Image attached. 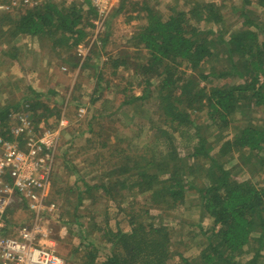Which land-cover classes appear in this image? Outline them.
<instances>
[{
  "label": "trees",
  "instance_id": "obj_1",
  "mask_svg": "<svg viewBox=\"0 0 264 264\" xmlns=\"http://www.w3.org/2000/svg\"><path fill=\"white\" fill-rule=\"evenodd\" d=\"M83 1L89 11L77 1L65 6L59 5L58 0H50L36 8L0 12V32L11 39L35 38L42 47L49 42L54 51L68 54L84 42L88 27H93L85 18H89L86 14L96 12L89 0ZM125 1L118 2L114 15L122 11ZM253 3L264 12V0H245V6ZM143 11L146 23L134 39L146 60L132 62L134 54L130 57L127 51L108 56L103 67L93 71L97 80L91 102L103 99L106 93L112 95L120 84L112 77L130 65L144 94L126 95L128 98L123 99L120 107L140 98L148 100L155 94L157 119L151 116L145 126L152 135L154 132L158 135L139 148L127 142L119 148L104 143L101 155L106 165H100V184L92 188L112 195L113 199L117 190H128L133 198L131 204L141 198L142 208L137 212L147 217L137 220L138 216L132 215L128 232L119 228L105 230L103 237L112 250L99 261L94 244L90 243L81 264H170L173 257L170 227L155 221L152 211L162 209L176 215L191 193L198 195L196 206L200 205L203 215L213 220V228L204 231L200 227L206 245L198 259L177 252L180 261L175 264H264V185L258 186L249 177H239L234 172L238 163L231 156L233 151L239 152L244 165L253 160L264 174V124H250L230 140H218L220 146L216 147L214 137L203 134L196 121L204 113L212 127L219 125L221 129L229 126L236 113L264 106V21L244 8L240 29L229 31L220 7L210 2L196 3L188 11L173 10L167 17L150 8ZM71 57L61 58L62 62L70 66ZM104 72L110 73L109 81L106 88L99 89ZM229 78L238 81L209 86L212 80ZM116 91L122 96L130 92L124 86ZM41 95L36 93L33 100L27 98L24 103L34 118L42 106L38 100ZM17 110L15 106L0 110V128L4 133L9 132L10 117ZM43 110L53 112L46 106ZM228 155L230 160L225 158ZM188 161L199 164L200 176L193 175L194 165L190 166ZM90 165L93 167L95 163L92 161ZM92 188L86 186V190ZM62 218L70 224L64 215Z\"/></svg>",
  "mask_w": 264,
  "mask_h": 264
},
{
  "label": "rangeland",
  "instance_id": "obj_2",
  "mask_svg": "<svg viewBox=\"0 0 264 264\" xmlns=\"http://www.w3.org/2000/svg\"><path fill=\"white\" fill-rule=\"evenodd\" d=\"M58 1L59 5L65 6L75 2ZM0 2L2 3V0ZM201 2L216 3L220 7L229 31L240 29L243 21L241 12L244 8L250 9L258 20L264 21V12L256 9L255 3L245 6V0H126L121 12L114 15L118 8L116 7L111 13L96 40L94 28L88 27L89 34L84 42L71 49L68 54L64 51L62 54L54 51L49 42H44L42 47L35 38L11 39L4 32H0V110L11 106L18 109L13 117H10L8 124H14L15 117L20 114H27L36 122L34 128L37 132L56 129L61 120L66 122L56 145L54 157L55 197L52 199L53 195L51 196V202L55 203L57 211L46 215L52 233L51 246L64 259L65 264H81L90 243L94 244L98 260H104L112 248L106 243L103 232L108 228L113 230L119 228L123 232H128L131 229L132 215H137V220L147 217L144 213L137 212L139 207L142 208L141 198L137 197L139 202L134 198L137 204L135 205V202L131 204L133 198L129 196L128 190L121 192L117 190L116 199H113L112 195H106L100 189L92 187L100 184L99 168L100 165H106L101 155L104 143H111L113 147L119 148L127 142L139 148L146 146L150 139L158 135V132L152 135L145 126L151 116L157 119L154 115L157 106L155 94L148 100L140 98L130 105L120 107L123 99L127 100V96L141 97L144 94L143 86L138 85V80L131 72V66L127 65L117 76L112 77L115 83H120L119 86H115L113 94L106 93L103 99L92 103L91 93L97 80L93 71L95 68H102L103 61L119 51H127L126 54L130 57L133 53L132 62L142 63L146 60L147 57L141 54V47L135 45L134 39L141 26L146 23L143 20L144 8L153 9L161 17H167L173 10L188 11L196 3ZM83 4L84 10L89 11L87 2ZM95 16L93 13L86 14L85 20L92 22ZM87 55L90 56L89 60L85 59ZM69 56H72L69 59L70 66L64 64L61 59ZM102 76L104 80L99 89L107 87L110 73L104 72ZM237 81V78L217 82L212 80L209 86L231 85ZM122 86L127 87V91L130 90L129 93H123V96L116 91ZM36 93L42 94L38 98L42 106L37 109V116L34 118L32 112L28 110V104L24 103L27 98L33 100ZM107 99L111 101L108 102ZM43 105L53 112L46 113ZM80 107L86 110L81 116L78 112ZM196 121L202 133L211 134L217 141L216 147H219L221 141L230 140L244 127L250 124L263 125L264 106L247 109L246 113H236L229 126L221 129L219 125L212 127L204 113H201ZM216 152L217 150L214 154ZM231 156L234 158L233 162L238 163L234 172H237L239 177H249L258 186L264 185V174L253 160L248 164L244 159L247 163L244 165L239 152L233 151ZM225 158L230 160V155ZM92 161L95 163L93 167L90 165ZM188 164L194 165L193 175L196 177L201 175V168L197 162L188 161ZM84 183L92 189L86 190ZM188 196L186 203L177 210L176 215L163 212L162 209L152 211L155 221L166 223L170 227L173 251L170 264L180 261L177 252H181L180 254L187 258L198 259L200 251L206 245L200 227L204 228V231L213 228V220L203 215L200 205L196 206L199 201L198 195L191 193ZM74 212L77 213L76 217L73 216ZM63 215L70 224L64 222ZM17 218L22 220L26 215L23 212L17 213Z\"/></svg>",
  "mask_w": 264,
  "mask_h": 264
},
{
  "label": "built area",
  "instance_id": "obj_3",
  "mask_svg": "<svg viewBox=\"0 0 264 264\" xmlns=\"http://www.w3.org/2000/svg\"><path fill=\"white\" fill-rule=\"evenodd\" d=\"M49 1L2 0L0 11L36 8ZM119 1L89 0L96 12L92 21L94 40ZM78 112L81 116L86 110L80 107ZM15 120L9 132L0 128V264H65L51 246L46 215L57 211L51 202V183L55 148L66 122L61 120L56 129L37 132L27 114H20ZM21 212L26 218L18 220L17 213Z\"/></svg>",
  "mask_w": 264,
  "mask_h": 264
},
{
  "label": "crops",
  "instance_id": "obj_4",
  "mask_svg": "<svg viewBox=\"0 0 264 264\" xmlns=\"http://www.w3.org/2000/svg\"><path fill=\"white\" fill-rule=\"evenodd\" d=\"M106 59H107V58H106ZM79 146H80V145H79ZM52 184H54V183H51V185H52ZM84 185H85V187L87 186L86 183H84ZM53 190H54V188H51V196L53 195V196H52V199L55 197V195H54V194H55V193H54L55 190H54V192H53Z\"/></svg>",
  "mask_w": 264,
  "mask_h": 264
}]
</instances>
